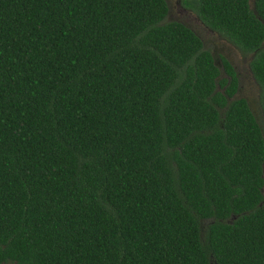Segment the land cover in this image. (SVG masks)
<instances>
[{"label":"trees","instance_id":"16d2710c","mask_svg":"<svg viewBox=\"0 0 264 264\" xmlns=\"http://www.w3.org/2000/svg\"><path fill=\"white\" fill-rule=\"evenodd\" d=\"M180 1L251 54L264 119V0ZM166 11L0 0V264H264V130Z\"/></svg>","mask_w":264,"mask_h":264},{"label":"rangeland","instance_id":"374dc122","mask_svg":"<svg viewBox=\"0 0 264 264\" xmlns=\"http://www.w3.org/2000/svg\"><path fill=\"white\" fill-rule=\"evenodd\" d=\"M165 2L169 13L163 20H177L185 23V25L190 27L203 39L204 46L214 54V59L217 64H219L220 56H223L233 65L237 74V88L234 96H242L246 99L256 120L264 130V119L259 103L260 86L254 79L248 66L250 54L241 53L225 37L209 29L205 24H202L200 19L196 17L194 11L181 7L180 0H165ZM249 2L251 3V0ZM203 225L201 222V226Z\"/></svg>","mask_w":264,"mask_h":264},{"label":"flooded vegetation","instance_id":"af4514ba","mask_svg":"<svg viewBox=\"0 0 264 264\" xmlns=\"http://www.w3.org/2000/svg\"><path fill=\"white\" fill-rule=\"evenodd\" d=\"M181 2V1H180ZM180 4H182V3H180ZM167 5V4H166ZM181 6V5H180ZM182 8H184V9H188V10H190L191 11V9L190 8H188V7H186V6H184V5H182L181 6ZM193 11V10H192ZM168 13H169V10H168V7H167V11H166V14H165V16H167L168 15ZM195 13V12H194ZM195 15H196V13H195ZM196 17L197 18H199L197 15H196ZM179 22H181V21H179ZM200 22L202 23V24H204L201 20H200ZM181 23H183V22H181ZM183 24H185V23H183ZM199 36V35H198ZM200 37V36H199ZM201 38V37H200ZM201 40H202V44H203V46H204V41H203V39L201 38ZM205 47V46H204ZM206 48V47H205ZM210 52H211V50H210ZM211 54H212V56L213 57H215L214 56V54L211 52ZM247 54H250V53H247ZM250 57H251V54H250ZM250 57H249V59H250ZM249 59H248V61H249ZM219 64H220V61H219Z\"/></svg>","mask_w":264,"mask_h":264}]
</instances>
